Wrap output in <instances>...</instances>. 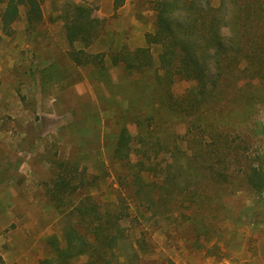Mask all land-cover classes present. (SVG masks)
<instances>
[{
  "label": "rangeland",
  "instance_id": "1",
  "mask_svg": "<svg viewBox=\"0 0 264 264\" xmlns=\"http://www.w3.org/2000/svg\"><path fill=\"white\" fill-rule=\"evenodd\" d=\"M156 1L123 0L115 8L114 0H42L41 19L29 21L27 7L21 6L10 34L3 33L0 20V264H40L52 255L51 242H63V217L50 196L54 179L63 171L85 177L76 193L63 197V205L71 207L90 194L102 209L119 210L124 225L131 226L130 237L144 232L149 242L143 264H264V190L252 191L242 175L256 150L264 149V128L257 135L251 132L253 121L264 126V90L256 88L264 89V81L226 79L216 110L212 102L206 106L204 115L216 116L218 132L232 138L231 155L218 165H226L233 177L194 179L188 189L195 191L194 200H188L187 191L177 197L186 198V211L194 208L205 215V223H211L208 233L195 235L172 202L170 208L144 212L133 189L119 182L127 167L114 158L113 150L122 125L138 139L137 115L153 112L160 137L175 140L187 155L193 147L189 137L194 129L187 131L191 116L168 112L154 99L164 93L152 87L157 85L152 70L159 65L162 47L147 44L145 34L154 30ZM67 2L92 6L100 19L98 35L88 47L79 41L71 46L66 38L60 15ZM222 31L230 35L229 24ZM257 31L263 32L264 24ZM145 46L153 68L129 71L123 61L112 63L114 55ZM79 48L102 54V62L75 63L70 52ZM194 84L175 76L168 92L180 99ZM247 94L256 97L248 104L240 99ZM162 152L160 166L166 162ZM86 259L80 255L72 264Z\"/></svg>",
  "mask_w": 264,
  "mask_h": 264
},
{
  "label": "trees",
  "instance_id": "2",
  "mask_svg": "<svg viewBox=\"0 0 264 264\" xmlns=\"http://www.w3.org/2000/svg\"><path fill=\"white\" fill-rule=\"evenodd\" d=\"M122 1L114 0V7ZM41 3L42 0H0L3 33L10 34L21 6L27 7L29 21H39ZM154 9V30L145 34V40L147 44L162 47L158 65L162 73L157 74L158 67H154L153 79L157 85L152 87L164 90L155 94L154 99L168 112L191 116L187 131L194 129L189 137L193 147L187 155L175 140L160 137L159 123L151 112L135 117L138 139L122 125L113 153L114 158L127 167L125 174L118 175L119 182L133 189L138 206L142 205L144 212H155L156 206L170 208L172 202L177 206L178 218L189 219L198 236L201 232L208 233L211 223H205V215L198 209L186 211L187 207L183 206L186 198L177 196L187 191L188 200H194L195 191L188 190L194 179L201 177L218 182L233 177L226 165H218L224 156L231 155L232 138L228 133L218 132L216 116L204 114L209 102L213 103L212 111L216 110V99L226 79L253 77L264 81V31H257L264 24V0H219L217 6L212 0H160L154 3ZM60 17L71 46L79 41L83 48L88 47L97 37L100 19L93 15L92 6L67 2ZM226 24H229L230 35L222 31ZM83 48L71 49L75 63L102 62V54L88 53ZM118 61H123L129 71L151 69L154 65L148 46L126 49L119 57L114 55L112 63ZM175 76L195 81L191 91L180 99L168 92L169 82ZM260 87L256 86L259 92L264 90ZM255 98L247 94L240 99L248 104ZM253 123L252 134L263 131L261 121ZM240 140L246 142L247 137ZM162 151L166 153V162L160 166L157 158L163 157ZM242 175L252 191L264 190V149L256 150ZM74 179L76 185H73ZM84 181L82 174L69 177L64 171L54 179L50 196L63 217V242H51L53 253L40 264H72L80 255L87 256L83 264H143L142 256L150 251L149 242L144 232L139 237H130L131 226L124 225L123 213L119 210L102 209L90 194H84L71 207L63 205V197L76 193Z\"/></svg>",
  "mask_w": 264,
  "mask_h": 264
}]
</instances>
